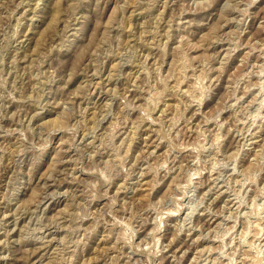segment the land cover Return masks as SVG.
<instances>
[{"label": "rangeland", "instance_id": "rangeland-1", "mask_svg": "<svg viewBox=\"0 0 264 264\" xmlns=\"http://www.w3.org/2000/svg\"><path fill=\"white\" fill-rule=\"evenodd\" d=\"M0 264H264V0H0Z\"/></svg>", "mask_w": 264, "mask_h": 264}, {"label": "bare ground", "instance_id": "bare-ground-1", "mask_svg": "<svg viewBox=\"0 0 264 264\" xmlns=\"http://www.w3.org/2000/svg\"><path fill=\"white\" fill-rule=\"evenodd\" d=\"M140 174V173H139Z\"/></svg>", "mask_w": 264, "mask_h": 264}]
</instances>
